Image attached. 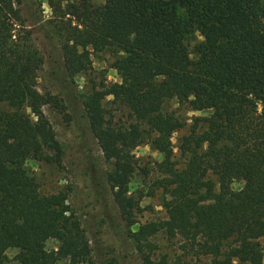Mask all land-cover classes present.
I'll list each match as a JSON object with an SVG mask.
<instances>
[{
	"label": "trees",
	"instance_id": "16d2710c",
	"mask_svg": "<svg viewBox=\"0 0 264 264\" xmlns=\"http://www.w3.org/2000/svg\"><path fill=\"white\" fill-rule=\"evenodd\" d=\"M68 2L47 1L56 20L45 26L30 4L25 16L22 0H0V264L9 249L16 264H83L91 252L67 196L41 195L26 167L30 159L62 160L43 111L53 97L37 88L45 61L33 27L51 46V67L64 84L87 71L90 53L115 54L120 81L93 83L83 107L129 227L140 211L128 196L133 150L147 144L162 156L154 165L167 217L126 237L141 263L173 264L153 253L149 239L161 232L190 258L263 264L264 0ZM117 109L130 114L128 127L114 123ZM194 112L209 114L187 117ZM184 129L175 154L172 136ZM49 240L59 242L56 251L45 249Z\"/></svg>",
	"mask_w": 264,
	"mask_h": 264
},
{
	"label": "rangeland",
	"instance_id": "374dc122",
	"mask_svg": "<svg viewBox=\"0 0 264 264\" xmlns=\"http://www.w3.org/2000/svg\"><path fill=\"white\" fill-rule=\"evenodd\" d=\"M22 1L25 2L22 7L25 16L26 6L30 4L31 12L39 18L41 24L46 26L47 22L56 20L48 7V0ZM79 1L69 0L68 3L77 4ZM32 31L36 45L44 53L45 61L38 74L37 88L41 93L49 92L53 97L52 103L45 106L43 111L60 145L62 160L60 165H55L30 159L26 161V167L35 178L41 195L64 193L67 196L66 205L80 222L89 240L91 252L87 262L83 264H142L140 254L133 250L126 237L139 224L164 220L167 217L161 207L162 190L157 185L159 175L154 165L162 160V156L152 151L147 144H141L133 150L136 165L128 184V196L138 201L140 211L132 212L138 224L129 227L113 201L112 188L106 180L111 165L102 157L97 141L88 128L83 107L84 97L91 91L93 83L104 81L111 84L120 81L112 68L115 54L113 50L90 53L87 71L73 79H67L69 83L64 84L58 77L60 73L55 70L57 67H51V46L37 27H33ZM197 37L198 40L201 39L199 35ZM53 43H59L57 37ZM57 48L60 52L59 45ZM58 51L52 54L53 60L60 58ZM53 69L56 72L54 75L51 74ZM109 100L111 97L106 99ZM104 105L111 109L108 102ZM171 106L173 108L174 104ZM208 114L209 112H194L187 114V117ZM113 117L117 126L128 127L132 123L130 114L124 109L115 110ZM185 131L184 129L172 136L175 154L177 137ZM231 187L239 190L242 183L234 181ZM149 241L155 247V258L166 256L173 264L179 261L184 264H213L211 258L195 259L185 255L177 241L167 240L161 232ZM260 242L264 253V239ZM58 246V241L49 240L45 249L52 252ZM16 253L14 249L7 250L5 264H16ZM55 264H68V260H58Z\"/></svg>",
	"mask_w": 264,
	"mask_h": 264
}]
</instances>
